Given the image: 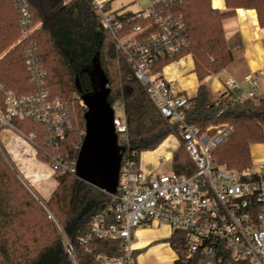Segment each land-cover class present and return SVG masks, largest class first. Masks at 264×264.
Returning a JSON list of instances; mask_svg holds the SVG:
<instances>
[{
	"label": "trees",
	"instance_id": "obj_1",
	"mask_svg": "<svg viewBox=\"0 0 264 264\" xmlns=\"http://www.w3.org/2000/svg\"><path fill=\"white\" fill-rule=\"evenodd\" d=\"M26 1L32 24L39 26L0 58V86L16 96L31 93L24 60L26 47L31 45L37 63L45 71L50 98L67 102L75 98L76 130L68 134L64 146L73 160H77L86 127V110L79 107L78 101L95 97L100 73L107 79V104H122L128 138L124 155L132 162L138 165L141 153L154 151L169 136H178L177 126L161 115L117 53L111 35L101 28L91 0ZM224 2V12L212 8L210 0H177L168 8L183 19L189 46L181 55L192 56L198 80L231 63L223 21L236 9L255 10L259 26L264 27V0ZM107 8L106 3L105 11ZM113 16L125 24V32L136 25L146 27L150 22L138 18V14ZM21 33L12 0H0V55L17 42ZM169 63L161 62L155 70L160 71ZM193 101L195 106L186 113L188 124L205 130L227 123L233 130L226 142L212 150L213 157L229 169L250 167V147L264 143V98L222 110L221 106L211 105L208 90L200 85ZM10 122L24 136L34 135L37 159L48 164L42 154L49 149L43 126L34 119L13 118ZM189 166L185 151L178 148L172 156V171L182 174ZM53 177L57 188L51 197L36 201L0 147V264H99V255H121L118 241L81 243L92 217L108 206L109 196L73 174L54 172ZM178 236L175 233L170 240L172 249L180 255L174 264H187L175 244Z\"/></svg>",
	"mask_w": 264,
	"mask_h": 264
},
{
	"label": "built area",
	"instance_id": "obj_2",
	"mask_svg": "<svg viewBox=\"0 0 264 264\" xmlns=\"http://www.w3.org/2000/svg\"><path fill=\"white\" fill-rule=\"evenodd\" d=\"M176 1H154L137 16L149 20L147 26L136 25L125 32V24L105 11L104 0H91L101 28L111 35L117 53L125 59L161 115L177 126L178 136L173 137L177 149L182 147L185 151L190 166L182 174L141 170L139 163L136 165L124 155L128 151L127 126L124 114L122 120L116 118V109L120 107L123 111V107L115 103L111 106L115 132L118 144L125 148L118 185L115 193L108 195V206L92 217L81 243L118 241L122 254L99 255V264H135L130 246L134 230L166 226L171 232L169 243L175 233L180 234L175 244L187 264H264V163L251 162L243 170L221 165L212 150L228 140L232 128L223 123L201 130L188 124L186 113L195 102L171 89L162 76L165 66L155 70L161 62L179 60L189 46L182 17L168 10ZM12 2L22 29L17 45L39 24H32L26 0ZM26 48L24 60L30 74L31 93L16 96L0 86V125L13 127L10 122L13 118L34 119L46 133L49 149L42 154L51 171L75 176L76 161L64 150L68 134L76 130L75 98L69 102L50 98L45 71L37 63L31 45ZM256 80L253 75L246 76L242 88L228 79L226 91L213 99L211 105L221 106L223 110L253 100L258 90ZM78 104L86 110L81 100ZM22 136L38 148L33 143V134ZM67 249L70 252L71 248ZM175 253L178 260L180 255Z\"/></svg>",
	"mask_w": 264,
	"mask_h": 264
},
{
	"label": "crops",
	"instance_id": "obj_3",
	"mask_svg": "<svg viewBox=\"0 0 264 264\" xmlns=\"http://www.w3.org/2000/svg\"><path fill=\"white\" fill-rule=\"evenodd\" d=\"M109 4L112 0H104ZM144 1V0H142ZM146 3L134 10L124 13L138 14L148 9ZM211 7L219 11H227L224 0H210ZM123 14V13H122ZM111 15V14H110ZM223 32L227 47L232 53L231 63L224 69L198 80L194 61L190 54L166 65L162 76L167 80L171 89L178 94L194 99L200 85L208 90L211 99H215L226 91V81L233 79L245 88L244 78L248 75L256 77L258 90L253 100L264 98V27L259 26L257 15L253 9H236L234 14L223 21ZM169 138V139H168ZM156 150L157 153L172 161L173 153L178 143L169 136ZM0 147L6 153L11 165L20 178L29 186L34 194L47 201L55 189L57 182L49 165L37 159L36 150L22 134L13 127L0 129ZM139 156V168L143 171L159 173L160 157L157 163ZM250 157L253 163H264V143L250 147ZM170 229L166 226L139 227L134 230L131 238V249L135 264H174L177 255L169 243Z\"/></svg>",
	"mask_w": 264,
	"mask_h": 264
},
{
	"label": "water",
	"instance_id": "obj_4",
	"mask_svg": "<svg viewBox=\"0 0 264 264\" xmlns=\"http://www.w3.org/2000/svg\"><path fill=\"white\" fill-rule=\"evenodd\" d=\"M106 85L107 79L100 73L95 97L82 100L86 107V127L76 160L75 176L110 195L115 193L118 185L125 148L118 144L114 110L106 102Z\"/></svg>",
	"mask_w": 264,
	"mask_h": 264
},
{
	"label": "rangeland",
	"instance_id": "obj_5",
	"mask_svg": "<svg viewBox=\"0 0 264 264\" xmlns=\"http://www.w3.org/2000/svg\"><path fill=\"white\" fill-rule=\"evenodd\" d=\"M68 1V0H67ZM151 1L153 0H144V1H140V0H112L109 4V9H108V14L114 15V14H122L124 13L126 10H134V8H138L146 3L150 4ZM156 1V0H154ZM16 41H14L12 44H10V46L6 49V51L0 55V58L9 50L13 49L14 45H15ZM77 112V108L75 109V113ZM115 116L117 119L122 120L123 119V111L122 108L118 107L115 111ZM7 127V126H6ZM1 129V128H0ZM169 139V138H168ZM168 139H166L164 142H166ZM163 142V143H164ZM159 148V147H158ZM157 148V149H158ZM180 148V147H179ZM155 149L154 151H149L145 154L144 158L145 159H151L154 163H157L158 160V155L160 157H164L165 155L157 153ZM251 158V157H250ZM140 159L143 160V156H140ZM251 162L252 158H251ZM47 164V163H46ZM48 165V164H47ZM160 174H170L172 172V161L169 160H161L160 161V167H159V171ZM20 177V176H19ZM20 181L24 184V186L26 187V189L28 190V192L30 193V195L37 201L40 200V202H43V200L36 196L34 194V192L29 188V186L21 179L19 178Z\"/></svg>",
	"mask_w": 264,
	"mask_h": 264
}]
</instances>
